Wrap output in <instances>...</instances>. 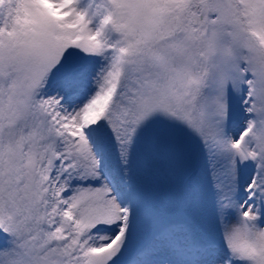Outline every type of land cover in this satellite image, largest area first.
<instances>
[{"label": "snow or ice", "instance_id": "6c2138e0", "mask_svg": "<svg viewBox=\"0 0 264 264\" xmlns=\"http://www.w3.org/2000/svg\"><path fill=\"white\" fill-rule=\"evenodd\" d=\"M0 264H264V0H0Z\"/></svg>", "mask_w": 264, "mask_h": 264}]
</instances>
